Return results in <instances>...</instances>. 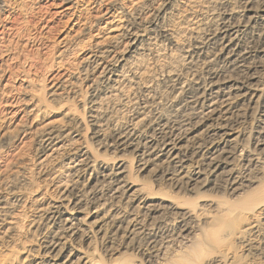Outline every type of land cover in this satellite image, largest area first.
Masks as SVG:
<instances>
[{
  "label": "bare ground",
  "instance_id": "obj_1",
  "mask_svg": "<svg viewBox=\"0 0 264 264\" xmlns=\"http://www.w3.org/2000/svg\"><path fill=\"white\" fill-rule=\"evenodd\" d=\"M109 8L50 92L79 106L45 126L37 159L56 190L23 212L22 186H0V264L23 220L39 237L19 264L264 256V0Z\"/></svg>",
  "mask_w": 264,
  "mask_h": 264
},
{
  "label": "rangeland",
  "instance_id": "obj_2",
  "mask_svg": "<svg viewBox=\"0 0 264 264\" xmlns=\"http://www.w3.org/2000/svg\"><path fill=\"white\" fill-rule=\"evenodd\" d=\"M73 1L0 0V186H22L23 212L37 203V195L58 186L54 170L37 159L46 123L61 121L64 109L78 106L66 94L50 95L51 89L65 64L101 36L97 33L112 8L111 0ZM23 221L16 240L3 245V250L14 251V264L25 258L27 249H37L39 233L26 229ZM176 242L178 250L190 244ZM242 264H264V256H246Z\"/></svg>",
  "mask_w": 264,
  "mask_h": 264
}]
</instances>
